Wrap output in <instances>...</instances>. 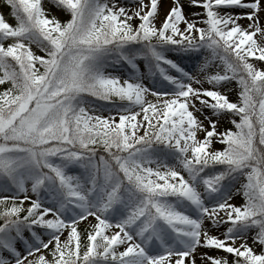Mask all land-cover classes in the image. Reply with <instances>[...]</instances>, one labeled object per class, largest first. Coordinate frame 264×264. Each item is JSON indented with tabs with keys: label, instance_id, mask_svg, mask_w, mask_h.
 <instances>
[{
	"label": "snow or ice",
	"instance_id": "snow-or-ice-1",
	"mask_svg": "<svg viewBox=\"0 0 264 264\" xmlns=\"http://www.w3.org/2000/svg\"><path fill=\"white\" fill-rule=\"evenodd\" d=\"M3 2L0 264H264L262 0Z\"/></svg>",
	"mask_w": 264,
	"mask_h": 264
},
{
	"label": "rangeland",
	"instance_id": "rangeland-1",
	"mask_svg": "<svg viewBox=\"0 0 264 264\" xmlns=\"http://www.w3.org/2000/svg\"><path fill=\"white\" fill-rule=\"evenodd\" d=\"M123 2H127V0H123ZM262 3H264V0H262ZM45 8L47 11H49L51 13V15H55L57 18H59L61 21H66L67 20V15L66 13H64L63 11H58L55 7H52V5L48 2V0H45V4H44ZM171 6V0H161V4H160V20L162 21L164 16L166 15L167 11L169 10ZM191 11H201V9L199 8H194V9H189L187 6H185V13L186 15H190V12ZM239 11V10H238ZM0 13H3L5 15V18L9 20L10 23H14V21L10 18L9 16V11L6 7L2 6L0 4ZM241 24L243 25H247V21L246 20H242L240 21ZM34 51H37L36 49H34ZM38 54H41L38 52ZM183 65L186 67V69L188 70H192L193 69V66L195 64V61L194 60H184L182 61ZM233 87L235 85H232ZM205 87H208L207 85H205ZM0 90H2V87H0ZM223 91V89H221ZM229 99L230 100H233L235 101L236 100V95L235 93H230L229 94ZM206 126H207V123H206ZM232 125L230 123H228L227 121V118H221L220 119V123L218 124V128L217 130L218 131H224L228 128H231ZM215 147H220V145H214ZM233 203H236V204H240L242 202V197L240 196H236L234 197ZM91 220V218H89ZM86 227H89L88 225V222H82V224L80 225V229L82 231V235H83V229L86 228ZM223 229L220 230V232H222ZM220 232H217V231H213V234L215 235H220ZM66 235V233H65ZM61 239L63 240L64 237H61ZM248 243L249 245H252V240L249 238L248 240ZM237 244H239V241H237ZM257 251H259V248L256 249ZM202 251V250H201ZM210 255H214V256H222V255H225L222 251H217V252H212L210 253ZM197 264H200V260H199V257L197 259Z\"/></svg>",
	"mask_w": 264,
	"mask_h": 264
},
{
	"label": "trees",
	"instance_id": "trees-1",
	"mask_svg": "<svg viewBox=\"0 0 264 264\" xmlns=\"http://www.w3.org/2000/svg\"><path fill=\"white\" fill-rule=\"evenodd\" d=\"M0 4H1L2 6H4V7L7 8V6L4 4L3 0H0ZM7 9H8V8H7ZM8 11H10V10L8 9Z\"/></svg>",
	"mask_w": 264,
	"mask_h": 264
}]
</instances>
